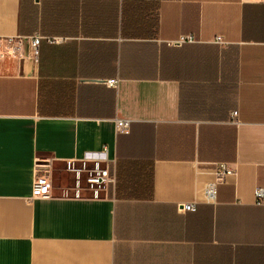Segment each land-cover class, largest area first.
<instances>
[{
  "label": "crops",
  "instance_id": "obj_1",
  "mask_svg": "<svg viewBox=\"0 0 264 264\" xmlns=\"http://www.w3.org/2000/svg\"><path fill=\"white\" fill-rule=\"evenodd\" d=\"M257 187L264 0H0V264H264Z\"/></svg>",
  "mask_w": 264,
  "mask_h": 264
},
{
  "label": "built area",
  "instance_id": "obj_2",
  "mask_svg": "<svg viewBox=\"0 0 264 264\" xmlns=\"http://www.w3.org/2000/svg\"><path fill=\"white\" fill-rule=\"evenodd\" d=\"M42 37L37 35L34 36L32 39V45L34 52L37 53L38 46L41 41ZM192 40V35H188L187 37H182L180 40ZM216 42L223 43V39L221 36L216 37ZM108 83L111 86L116 87L118 85V78L109 79ZM235 114H237L235 112ZM116 127L118 131L121 132H128L130 130V120L125 118H116ZM44 165L37 162L36 164V171L37 175L34 180L33 186V194L36 197H49L52 193V178L50 171L47 169L42 168ZM86 174V181L90 185L93 190L94 196L99 195V189L103 185H107L115 181V178L111 176L108 167H104L101 165L100 162L96 161L92 166L83 168ZM235 170L231 168L226 163H220L218 166V170L216 172L217 178L214 181H211L206 184L205 186V197L208 201H215L217 198V185L220 181H222L227 175L234 174ZM255 203L257 205H264V187H257L255 189ZM180 211L186 210H195L196 203L195 202H187V203H180L178 205Z\"/></svg>",
  "mask_w": 264,
  "mask_h": 264
},
{
  "label": "rangeland",
  "instance_id": "obj_3",
  "mask_svg": "<svg viewBox=\"0 0 264 264\" xmlns=\"http://www.w3.org/2000/svg\"><path fill=\"white\" fill-rule=\"evenodd\" d=\"M39 163L42 164V165H44L42 168L47 169V170H50V167H49V165L46 162L39 161ZM67 166L68 165H66L64 167L66 168ZM80 167H81V164H79V163H76V164L73 165V168H76V169H79Z\"/></svg>",
  "mask_w": 264,
  "mask_h": 264
}]
</instances>
